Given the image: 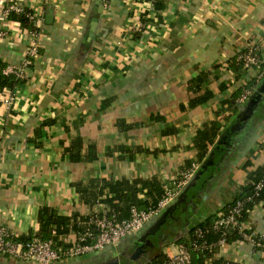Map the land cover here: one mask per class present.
Instances as JSON below:
<instances>
[{
  "label": "crops",
  "instance_id": "crops-1",
  "mask_svg": "<svg viewBox=\"0 0 264 264\" xmlns=\"http://www.w3.org/2000/svg\"><path fill=\"white\" fill-rule=\"evenodd\" d=\"M12 1L42 15L43 36L38 56L24 67L30 32L0 15V61L24 69L14 90L0 91V229L27 241L40 231L43 209L68 218L110 212L99 201L111 196L108 189L91 206L77 184L100 189L104 182L156 178L167 190L197 166L192 180L135 236L54 264H146L177 254L185 242L190 246L188 237L233 204L249 174L264 166V77L255 104L239 106L230 67L253 44L264 69V0H160L150 14L139 0H0V11ZM141 21L142 30L130 28ZM255 73L243 72L238 81ZM203 74L195 94L192 83ZM206 92L209 101L189 107ZM214 121L222 123L221 134L199 163L196 135ZM77 139L81 148L69 152ZM213 152L214 166L192 187ZM139 199H149L142 189ZM187 204L198 226L170 229ZM243 226L264 235V207ZM80 236L70 232L58 240L69 246ZM221 259L264 264V253L234 242L218 247L206 264ZM0 264L36 263L0 254Z\"/></svg>",
  "mask_w": 264,
  "mask_h": 264
},
{
  "label": "built area",
  "instance_id": "built-area-1",
  "mask_svg": "<svg viewBox=\"0 0 264 264\" xmlns=\"http://www.w3.org/2000/svg\"><path fill=\"white\" fill-rule=\"evenodd\" d=\"M144 5V12L149 14L156 9V4L160 0H139ZM25 10L24 7L12 1L6 7L0 11V15L9 19L10 14H20ZM41 14L37 11H32L28 18L36 26L38 31L30 32L31 43L26 52L27 59L25 60L24 67H29L33 60L38 56V45L43 36V32L39 27L41 20ZM10 20V19H9ZM145 22H138L135 26L130 28L134 31H139L144 28ZM3 32L0 31V36H3ZM238 63L241 64V70L247 72L254 70L256 73L250 80H255L256 85L250 88H243L244 84L241 81H237L234 87L236 89L242 88V92L238 96L236 103L239 106H243L248 103L256 92V86L264 77V69L262 67V60L258 55L257 46L250 44L245 50L241 51L237 57ZM5 74H17L22 76L24 69H16L13 66H8L4 70ZM1 95V93H0ZM1 101V96H0ZM5 104L9 105L12 99L4 100ZM197 166L191 169H187L182 172L177 180L174 188L167 189L161 199L149 208L143 210L137 206H132L128 213V217L119 219L116 213L105 212L102 214L93 215L88 223H86L87 234L82 235L77 241L69 242V246L62 244L60 240L50 239L44 240L41 237L34 236L28 241H22L17 238L13 233L0 229V254L9 256L18 260L33 262L36 264H54L62 261L65 258H79L85 255L93 254L104 250L109 246H116L121 241L128 237L135 236L140 232L152 219L159 216L167 206L176 198L178 191L186 186L194 177V173ZM264 184L261 182L256 186L255 197H258L260 191L263 189ZM228 211L225 215L219 213L213 223V230L221 233V238L218 242L220 247L229 245L226 241V237L232 231H238L240 239L236 242H242L250 244L255 252H264V235H261L256 231H249L243 226L242 213L244 210V201L235 200L233 204L228 206ZM257 207H264L263 202H259ZM92 227L96 229V233L91 232ZM205 231L197 228L194 231L193 236L196 240L191 242V246L181 244L177 254L168 257V264H191L192 252L191 250L198 251L201 246L199 240L204 238ZM87 237L93 240L92 244H83ZM206 245V243H204ZM203 245V246H204Z\"/></svg>",
  "mask_w": 264,
  "mask_h": 264
},
{
  "label": "trees",
  "instance_id": "trees-1",
  "mask_svg": "<svg viewBox=\"0 0 264 264\" xmlns=\"http://www.w3.org/2000/svg\"><path fill=\"white\" fill-rule=\"evenodd\" d=\"M32 12L31 9L25 8L20 14L11 13L9 16L10 20L18 22L22 27L27 29L29 32L38 31L36 26L29 20L28 15ZM8 67L7 64L0 61V91L5 89H10L11 91L21 83L22 77L17 74H5L4 70ZM230 67L234 73V81H238L243 71L241 70V64L238 63L237 59L230 61ZM206 81V75H202L197 78L192 85H194V93L197 94L201 91V87ZM256 85L255 80L248 81L244 84L243 88H250ZM242 92V88L238 89V95ZM212 98L210 92L204 94L195 95L190 100L189 107L195 108L209 101ZM236 98V100H237ZM231 107L232 104H229ZM223 125L219 121H214L209 126H205L203 130H199L194 142L195 147L198 150V162L201 163L207 159L210 153V147L215 144L218 137L221 134ZM81 148V142L79 139L75 140L72 146L69 147V152H73L74 149L79 150ZM72 159L78 161L80 156L77 153L71 155ZM264 184V166L257 168L254 172L249 174L247 183L241 188L240 193L237 196V200L244 201V210L242 213V221H245L249 214L256 208L259 202L264 203V187L260 191L258 197H255L256 186L259 183ZM77 192L83 197V200L94 206L99 200V196H104V190H109V195L106 198L99 200L110 208L111 213H116L119 219L128 217V213L132 206H137L140 209L148 210L165 194L166 190L159 182L158 179L154 178L148 181H117L104 182L102 187L98 189V185H91L89 187H83L80 184L76 185ZM142 189L144 194L148 196V200L139 199V190ZM230 206V205H229ZM229 207H226L221 211L222 215H225ZM91 216L79 217L74 215L72 218L58 216L55 211L50 209H43L40 214V225L41 229L36 234V236L41 237L44 240L55 239L57 240L59 236L67 235L70 232H76L81 235L87 234L86 223L91 219ZM215 219H212L199 226L200 229L204 230L206 233L204 238L199 240L201 246L200 250L192 252V262L191 264H206L207 260L211 258L218 250V242L221 238V233L213 230V223ZM91 232L96 233V229L92 227ZM240 234L238 231H232L227 237L226 241L228 244H232L240 239ZM31 239V238H30ZM196 240L195 236H192L191 242ZM28 241V240H27ZM93 240L87 237V240L83 244H92ZM206 243V245H204ZM264 243V238H263ZM189 247V243L185 242ZM204 245V246H203ZM66 246V245H65ZM264 253V252H263ZM222 264H234L227 263L221 259ZM146 264H168V258L163 255H159L148 261ZM215 264H220V261L215 262Z\"/></svg>",
  "mask_w": 264,
  "mask_h": 264
},
{
  "label": "water",
  "instance_id": "water-1",
  "mask_svg": "<svg viewBox=\"0 0 264 264\" xmlns=\"http://www.w3.org/2000/svg\"><path fill=\"white\" fill-rule=\"evenodd\" d=\"M97 23V19H95L93 26H92V31L95 29V24ZM259 96L251 98V101H249L251 104H255V101L257 100ZM215 158H216V153L213 152L212 156L210 159L205 162V164L202 166L200 169L199 173L196 175V177L193 179V182L191 184L192 187L196 186L197 183L199 182L200 178L203 176V174L212 166H214L215 163ZM193 206H190L187 204L186 207H183L182 209L179 210L178 215L174 218H172V224L170 225L171 228H179L181 225H184L186 227V231H193L197 226V218L195 216H192L189 218V213L190 211H194ZM174 226V227H173ZM190 241V246H191V238L188 237ZM143 250V249H142ZM141 251V250H140ZM143 252V251H142ZM111 264H121L119 261H115Z\"/></svg>",
  "mask_w": 264,
  "mask_h": 264
}]
</instances>
